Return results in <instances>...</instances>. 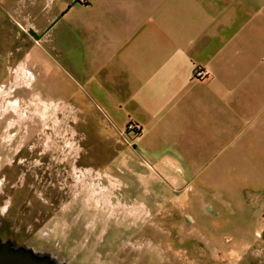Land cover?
I'll return each instance as SVG.
<instances>
[{"label": "crops", "instance_id": "crops-1", "mask_svg": "<svg viewBox=\"0 0 264 264\" xmlns=\"http://www.w3.org/2000/svg\"><path fill=\"white\" fill-rule=\"evenodd\" d=\"M0 47V84L100 126L111 164L264 189V0H0Z\"/></svg>", "mask_w": 264, "mask_h": 264}, {"label": "rangeland", "instance_id": "rangeland-1", "mask_svg": "<svg viewBox=\"0 0 264 264\" xmlns=\"http://www.w3.org/2000/svg\"><path fill=\"white\" fill-rule=\"evenodd\" d=\"M26 90L13 75L0 84V254L32 264H264V189L246 173L213 164L179 186L131 173L111 164L100 126L36 107Z\"/></svg>", "mask_w": 264, "mask_h": 264}, {"label": "built area", "instance_id": "built-area-1", "mask_svg": "<svg viewBox=\"0 0 264 264\" xmlns=\"http://www.w3.org/2000/svg\"><path fill=\"white\" fill-rule=\"evenodd\" d=\"M207 77H208V72L205 69L201 67H195L193 72V78L202 80V79H206ZM126 130L130 133L138 135L142 130V125L140 123L131 121L128 123Z\"/></svg>", "mask_w": 264, "mask_h": 264}, {"label": "water", "instance_id": "water-1", "mask_svg": "<svg viewBox=\"0 0 264 264\" xmlns=\"http://www.w3.org/2000/svg\"><path fill=\"white\" fill-rule=\"evenodd\" d=\"M0 264H32L27 259H21L11 256H6L5 253L0 254Z\"/></svg>", "mask_w": 264, "mask_h": 264}, {"label": "flooded vegetation", "instance_id": "flooded-vegetation-1", "mask_svg": "<svg viewBox=\"0 0 264 264\" xmlns=\"http://www.w3.org/2000/svg\"><path fill=\"white\" fill-rule=\"evenodd\" d=\"M38 154H40L41 158L47 157V152L46 151H44V152L40 151Z\"/></svg>", "mask_w": 264, "mask_h": 264}]
</instances>
